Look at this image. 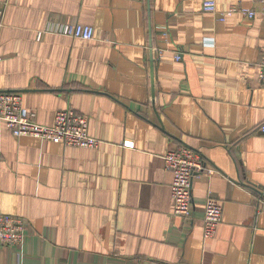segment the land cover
I'll return each instance as SVG.
<instances>
[{"label": "crops", "instance_id": "crops-1", "mask_svg": "<svg viewBox=\"0 0 264 264\" xmlns=\"http://www.w3.org/2000/svg\"><path fill=\"white\" fill-rule=\"evenodd\" d=\"M205 1L0 0V92L20 93L42 125L71 107L101 141L66 147L0 127V215L25 223L22 245L0 243V264H264L261 5L214 0L206 13ZM234 5L257 14L221 22ZM50 22L95 38L39 40ZM181 146L206 163L189 219L174 215L163 160ZM210 192L223 220L205 239Z\"/></svg>", "mask_w": 264, "mask_h": 264}, {"label": "built area", "instance_id": "built-area-1", "mask_svg": "<svg viewBox=\"0 0 264 264\" xmlns=\"http://www.w3.org/2000/svg\"><path fill=\"white\" fill-rule=\"evenodd\" d=\"M264 25V0H259ZM206 13L217 12L214 0L203 3ZM236 14L247 19H254L256 11L241 5H234L223 13L220 18L225 22ZM4 22V9L0 5V30ZM45 34L62 35L73 39L91 41L95 38V30L90 25L48 23L38 33L41 40ZM176 61L182 60V55H175ZM1 60V59H0ZM259 83L264 88V48L259 62ZM5 125L12 134L34 136L51 143L66 147L95 149L101 141L91 136L88 117L79 114L69 107L56 113L55 123L52 126L42 125L37 121V113L24 107L23 97L16 92H0V127ZM258 132L264 137V122L259 125ZM133 144L125 143V146ZM166 171L173 174L172 197L174 201V215L189 219L191 217L192 189L196 177L206 169L203 156L197 151L181 146L169 150L163 157ZM210 174L213 171L209 172ZM223 220V206L211 192L208 194L204 207V238L212 239L216 236L218 227ZM25 237V223L22 218L10 215H0V243L6 247L20 246Z\"/></svg>", "mask_w": 264, "mask_h": 264}, {"label": "water", "instance_id": "water-1", "mask_svg": "<svg viewBox=\"0 0 264 264\" xmlns=\"http://www.w3.org/2000/svg\"><path fill=\"white\" fill-rule=\"evenodd\" d=\"M152 82H154V75H153V73H152ZM153 96L155 97V91H154V89H153Z\"/></svg>", "mask_w": 264, "mask_h": 264}]
</instances>
